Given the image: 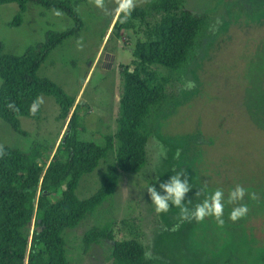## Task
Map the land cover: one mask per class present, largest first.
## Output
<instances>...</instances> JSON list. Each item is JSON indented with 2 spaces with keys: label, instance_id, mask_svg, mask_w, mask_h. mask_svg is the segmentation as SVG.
Instances as JSON below:
<instances>
[{
  "label": "rangeland",
  "instance_id": "1",
  "mask_svg": "<svg viewBox=\"0 0 264 264\" xmlns=\"http://www.w3.org/2000/svg\"><path fill=\"white\" fill-rule=\"evenodd\" d=\"M49 1L69 2L84 28L51 53L39 77L88 106L82 117L87 132L79 134L80 144L104 147L105 138L117 130L123 70L134 61L136 39L131 33L117 37L115 28L111 30L120 0H102L101 6L95 0ZM153 1L134 0L131 9ZM185 7L207 16L209 24L199 37L195 57L176 81L167 79L166 70L157 69L156 84L163 89L166 102L150 119L153 136L147 146L148 165L139 174L121 173L114 198L77 228L64 231L69 264H112V242L102 241L88 250L83 242L86 232L110 223L117 240L142 243L147 260L264 264V0H186ZM26 8L22 25L12 28L20 15L18 5L0 6V44L6 54L21 56L44 43L48 33L74 27L59 11L35 2ZM190 82L195 87L189 88ZM41 99L39 120H19L26 137L0 119V146L27 152L41 145L40 153L48 151L42 156L47 163L49 152H55L68 132V124L60 119V108L52 97ZM174 168L187 170L192 187L185 201L192 199L189 207L205 198L196 197L205 183L207 193L218 188L224 191L223 227L214 217L181 221L175 206L167 213L155 212L147 188L155 186L160 191L159 184L175 174ZM103 170L101 166L83 178L77 189L80 199L97 193ZM237 184L246 194L229 204L228 193ZM253 192L257 199H250ZM239 204H247L249 212L233 222L229 213Z\"/></svg>",
  "mask_w": 264,
  "mask_h": 264
},
{
  "label": "trees",
  "instance_id": "2",
  "mask_svg": "<svg viewBox=\"0 0 264 264\" xmlns=\"http://www.w3.org/2000/svg\"><path fill=\"white\" fill-rule=\"evenodd\" d=\"M134 1V0H133ZM186 0H155L145 7L124 9L115 23L114 35L131 33L136 39L134 61L123 70L118 126L105 138V146L80 144L86 133L83 115L87 105L77 104L56 83L39 77V70L60 44L84 28L79 13L69 2L49 0H0V6L16 4L20 15L11 23L19 28L29 3L68 16L74 27L64 33H48L44 43L21 55L6 54L0 44V119L20 136L26 137L20 119L39 120V99L52 97L60 108V119L68 132L51 151L47 163L36 145L22 152L3 147L0 156V264H69L63 233L77 228L112 200L120 184V174H139L148 165L147 146L153 136L151 118L166 102L163 89L156 84L157 69L166 70L167 79L176 81L196 55L200 35L208 27V17L185 7ZM130 39V37H128ZM133 68V69H132ZM14 102L19 115L6 105ZM35 102V115L32 108ZM54 150V149H53ZM101 166V185L97 193L82 200L77 189L84 177ZM112 224L85 233L86 250L102 241L113 243L112 264H174L147 260L142 243L116 238ZM42 228L38 233L37 228Z\"/></svg>",
  "mask_w": 264,
  "mask_h": 264
},
{
  "label": "clouds",
  "instance_id": "3",
  "mask_svg": "<svg viewBox=\"0 0 264 264\" xmlns=\"http://www.w3.org/2000/svg\"><path fill=\"white\" fill-rule=\"evenodd\" d=\"M121 7L124 9L125 14H130V9L133 6V0H120ZM97 6L102 5V0H95ZM82 47V42H81ZM189 88L195 87L194 82H190ZM42 103V99L38 98ZM10 110L19 115V108L14 102H10L6 105ZM32 114L35 115V102L32 108ZM3 146H0V156H3ZM172 175L167 181L159 184L160 191L155 186L147 188L151 203L155 206V212L157 214L167 213L170 210V206H175L179 209L178 218L181 221L195 220L202 222L206 217H214L217 225L223 227L225 220L224 216V191L222 189H216L214 192L207 193V183L203 185L196 192V197L205 196V198L196 203L193 207H189L192 204V199H187V194L191 191L192 187L189 182L187 170L181 169L177 171L175 168L172 170ZM183 177V179H182ZM163 193V194H162ZM207 193V194H206ZM246 194V190L243 186L237 184L228 193L229 204H235L237 201L243 200ZM250 199H257L256 194L250 193ZM249 208L247 204H239L234 207L229 213V219L236 222L247 216Z\"/></svg>",
  "mask_w": 264,
  "mask_h": 264
},
{
  "label": "crops",
  "instance_id": "4",
  "mask_svg": "<svg viewBox=\"0 0 264 264\" xmlns=\"http://www.w3.org/2000/svg\"><path fill=\"white\" fill-rule=\"evenodd\" d=\"M120 9H118V14H117V17H116V19L113 21V24L111 23V30H113V27H114V24L116 23V20H117V18L119 17V15H120V13H121V9H122V7H119ZM110 33H111V31L109 32V34L105 37V41L108 39V37H109V35H110ZM90 74V73H89ZM78 104V103H77Z\"/></svg>",
  "mask_w": 264,
  "mask_h": 264
},
{
  "label": "water",
  "instance_id": "5",
  "mask_svg": "<svg viewBox=\"0 0 264 264\" xmlns=\"http://www.w3.org/2000/svg\"><path fill=\"white\" fill-rule=\"evenodd\" d=\"M114 32H115V33H118V31H117V30H115ZM37 231H38V233H41V232H42V228H40V227H39V228H37Z\"/></svg>",
  "mask_w": 264,
  "mask_h": 264
},
{
  "label": "flooded vegetation",
  "instance_id": "6",
  "mask_svg": "<svg viewBox=\"0 0 264 264\" xmlns=\"http://www.w3.org/2000/svg\"><path fill=\"white\" fill-rule=\"evenodd\" d=\"M115 66L116 67V62L115 63H112V67Z\"/></svg>",
  "mask_w": 264,
  "mask_h": 264
}]
</instances>
